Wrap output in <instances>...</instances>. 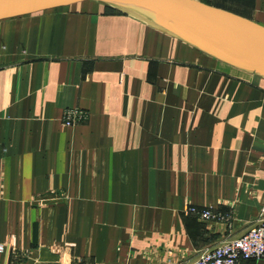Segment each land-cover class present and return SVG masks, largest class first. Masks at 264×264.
<instances>
[{"label": "crops", "instance_id": "obj_1", "mask_svg": "<svg viewBox=\"0 0 264 264\" xmlns=\"http://www.w3.org/2000/svg\"><path fill=\"white\" fill-rule=\"evenodd\" d=\"M262 209L264 79L99 3L0 21V264H190Z\"/></svg>", "mask_w": 264, "mask_h": 264}, {"label": "water", "instance_id": "obj_2", "mask_svg": "<svg viewBox=\"0 0 264 264\" xmlns=\"http://www.w3.org/2000/svg\"><path fill=\"white\" fill-rule=\"evenodd\" d=\"M81 2L112 8L221 64L264 79V28L195 0H0V21Z\"/></svg>", "mask_w": 264, "mask_h": 264}, {"label": "built area", "instance_id": "obj_3", "mask_svg": "<svg viewBox=\"0 0 264 264\" xmlns=\"http://www.w3.org/2000/svg\"><path fill=\"white\" fill-rule=\"evenodd\" d=\"M87 114L79 108H68L62 111L60 122L63 127H73L83 123ZM185 215L193 216L200 221L228 223L227 214L211 208H195L191 205L183 210ZM264 209L258 215L255 224L241 236L224 242L197 254L190 264H243L246 261H258L264 256ZM3 246L0 245V253Z\"/></svg>", "mask_w": 264, "mask_h": 264}, {"label": "trees", "instance_id": "obj_4", "mask_svg": "<svg viewBox=\"0 0 264 264\" xmlns=\"http://www.w3.org/2000/svg\"><path fill=\"white\" fill-rule=\"evenodd\" d=\"M102 6H103L104 12L106 14H109V15H117V16H124L123 14L119 13L118 11H116V10H114L112 8H109V7L104 6V5H102Z\"/></svg>", "mask_w": 264, "mask_h": 264}]
</instances>
